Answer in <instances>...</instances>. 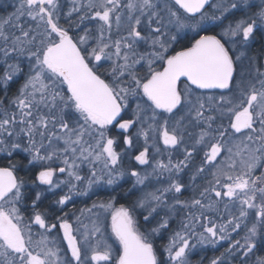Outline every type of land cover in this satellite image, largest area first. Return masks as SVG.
<instances>
[{
    "label": "snow or ice",
    "instance_id": "1",
    "mask_svg": "<svg viewBox=\"0 0 264 264\" xmlns=\"http://www.w3.org/2000/svg\"><path fill=\"white\" fill-rule=\"evenodd\" d=\"M0 153V264H264V0H17Z\"/></svg>",
    "mask_w": 264,
    "mask_h": 264
},
{
    "label": "flooded vegetation",
    "instance_id": "2",
    "mask_svg": "<svg viewBox=\"0 0 264 264\" xmlns=\"http://www.w3.org/2000/svg\"><path fill=\"white\" fill-rule=\"evenodd\" d=\"M11 11H12L11 9H10V10H6V11H3V12L0 11V15H5L7 12H11ZM12 91L15 92V88H14V87H13ZM132 131L135 132V129H133ZM121 148H123V145H121ZM118 150H120V149H118ZM4 156H5V154L0 153V164H4V163L7 162L6 159H4ZM19 158H20V157H14V159H19ZM25 163H26V161H25ZM129 163H130V161H129V159L126 157L125 160H124V164H125L126 166H128ZM131 166H135V163L132 162V163H131ZM85 171H86V169H85ZM22 174H23V173H22ZM189 176H190V173H186V174H185V176H184L185 181L188 180V177H189ZM60 178H63V177H60ZM196 183H197V184H201V183H203V181H201V180H197ZM100 195L103 196L104 194L101 193ZM189 195H191V190H189V192H186V193L184 194V197H182V198H187ZM55 198H56V197H54V196L48 195V196H47V199L43 202V206L46 207V206H47L52 200H54ZM95 199H97V196H92L91 198H88V199H86V200H84V201H83V199H82L81 197H80V198H77V200H76V206H77V207H83V206H85V205H90V204L92 203V201L95 200ZM88 200H90V203H89ZM120 202L123 203L124 201H120ZM69 208H71V205H69ZM139 219H140L141 222H142V217H140ZM33 230L35 231V229H33ZM165 238H167V235H166V234H165ZM163 242H164V241H162V240L159 239V238L156 239V243H157L158 245H159V244H163ZM165 243H166V242H165ZM226 247H227V244H223L221 247H219V253L222 252V251H224ZM210 251H211V249H209V250L207 251V253H209ZM205 255L208 257L207 254H205ZM195 256H196V255H195ZM195 256H193L192 259H194Z\"/></svg>",
    "mask_w": 264,
    "mask_h": 264
},
{
    "label": "rangeland",
    "instance_id": "3",
    "mask_svg": "<svg viewBox=\"0 0 264 264\" xmlns=\"http://www.w3.org/2000/svg\"><path fill=\"white\" fill-rule=\"evenodd\" d=\"M17 3V0H0V5H7V7L0 6V11L13 10V6ZM66 190V189H65ZM84 200L88 199V197H81ZM90 203V200H88ZM36 230V229H35Z\"/></svg>",
    "mask_w": 264,
    "mask_h": 264
},
{
    "label": "trees",
    "instance_id": "4",
    "mask_svg": "<svg viewBox=\"0 0 264 264\" xmlns=\"http://www.w3.org/2000/svg\"><path fill=\"white\" fill-rule=\"evenodd\" d=\"M166 235H168V234L166 233ZM162 241H164L163 243H165L166 242V238L163 239ZM205 254L208 255V258H211L213 255H219V250L215 251V252H213L211 250L209 253H207V252H199L193 259L194 264H196V262L199 261L201 259V257L206 256ZM204 264H207V260L204 261Z\"/></svg>",
    "mask_w": 264,
    "mask_h": 264
}]
</instances>
